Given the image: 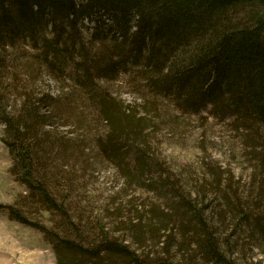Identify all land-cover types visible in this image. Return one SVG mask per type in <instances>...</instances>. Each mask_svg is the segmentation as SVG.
I'll list each match as a JSON object with an SVG mask.
<instances>
[{"label": "trees", "instance_id": "1", "mask_svg": "<svg viewBox=\"0 0 264 264\" xmlns=\"http://www.w3.org/2000/svg\"><path fill=\"white\" fill-rule=\"evenodd\" d=\"M16 54L27 58L19 67L32 81L25 79L27 91L15 102L8 82L12 68L18 67ZM132 70L153 94L178 99L176 106L185 112L209 107L213 116L232 117L234 130L242 133V143L256 162L251 166L254 178L260 175L264 189V0H0L1 140L21 180L45 207L64 213L47 184L46 156L55 154V145L44 134L47 118L61 106L49 109L54 97L38 90L36 80L44 73L73 80L69 97L98 112L108 128L103 153L131 182L145 178L153 168L146 151L137 152L136 175L126 162L146 117L118 101L101 82ZM206 168L211 180L204 179L194 196L189 194L191 200L180 195L184 210L173 207L157 213L159 224L152 232L163 231L162 239L167 240L179 217V233L193 234L203 263L237 264L233 255L240 249L242 233L255 241L253 248L263 247L264 212L257 213L255 204L245 203L239 192L227 191L224 169ZM215 190L223 194L230 220L223 231L208 215L209 194ZM13 213L30 223L20 211ZM139 229L132 241L105 235L88 245L56 232L48 239L59 264H172L145 258L152 251L146 253ZM159 240L170 252L169 241Z\"/></svg>", "mask_w": 264, "mask_h": 264}, {"label": "rangeland", "instance_id": "2", "mask_svg": "<svg viewBox=\"0 0 264 264\" xmlns=\"http://www.w3.org/2000/svg\"><path fill=\"white\" fill-rule=\"evenodd\" d=\"M89 31L90 28H84L85 33ZM15 56L18 67L12 68L8 83L11 99L16 102L27 91L24 84L30 76L19 67L27 58L22 54ZM131 72L101 82L118 101L132 105L131 110L135 108L138 115L146 117L142 135L135 137L134 147L127 150L126 162L136 175L137 152L146 151L153 168L145 178L131 182L124 179L118 164L103 153L108 128L98 112L69 97V89H74L73 80L44 73L35 82L38 90L54 97L49 109L61 106L47 118L44 134L53 140L55 154H48L44 163L50 171V176H46L48 187L64 213L45 207L21 180L22 173L1 140L0 123V264H59L48 239L50 232L70 235L89 245L98 243L105 235L132 241L137 237V227L142 229L139 233L143 234L146 253L152 251L145 257L149 262L163 258L172 264H205L194 248L193 234L185 237L179 233L183 225L179 217L167 240L162 239L163 231H152L159 224L157 213H168L173 207L184 210L180 195L191 200L190 195L194 196L204 179L211 180L207 165L224 169L227 191L239 192L245 203L255 204L257 213L264 212L261 177L254 178L251 166L256 162L242 143V133L234 130V119L213 116L209 107L198 113L185 112L176 106L178 99L153 94L146 82ZM162 186L165 188L160 189ZM222 195L216 190L209 194L212 207L208 215L220 231L230 221ZM14 210L20 211L31 224L17 220ZM242 236L237 246L240 249L233 255L236 263L264 264V245L253 248L255 241L243 233ZM159 239L169 241L170 252H165Z\"/></svg>", "mask_w": 264, "mask_h": 264}]
</instances>
